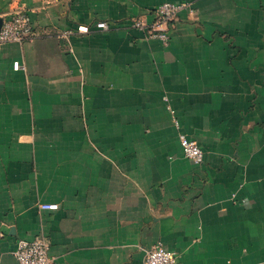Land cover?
Returning a JSON list of instances; mask_svg holds the SVG:
<instances>
[{
  "label": "crops",
  "instance_id": "crops-1",
  "mask_svg": "<svg viewBox=\"0 0 264 264\" xmlns=\"http://www.w3.org/2000/svg\"><path fill=\"white\" fill-rule=\"evenodd\" d=\"M167 1L191 9L164 45L132 20ZM18 7L34 35L0 44V264L41 237L52 264H142L159 241L180 264H264V0H0V28Z\"/></svg>",
  "mask_w": 264,
  "mask_h": 264
},
{
  "label": "built area",
  "instance_id": "built-area-1",
  "mask_svg": "<svg viewBox=\"0 0 264 264\" xmlns=\"http://www.w3.org/2000/svg\"><path fill=\"white\" fill-rule=\"evenodd\" d=\"M190 10L187 2H163L152 12V19L148 20L146 15L136 17L132 20V26L144 34L146 39L160 40L164 45L171 41L170 28L177 19L180 11ZM98 28L108 29L106 22H98ZM79 32H88V26H79ZM71 32H63V37H68ZM34 35L31 14L24 8L18 7L12 10L4 19L0 28V44L8 42H24L30 40ZM13 69L18 71L26 69L20 60L13 62ZM175 123L179 126L178 120ZM180 142L184 155L195 163L204 162L205 153L196 140L189 138L186 134L180 133ZM42 209L57 210L58 203H41ZM50 244L41 237L33 240L21 238L17 242L14 256L19 264H52V257L49 254ZM142 264H180L179 254L169 249L159 241L154 246L146 250Z\"/></svg>",
  "mask_w": 264,
  "mask_h": 264
}]
</instances>
